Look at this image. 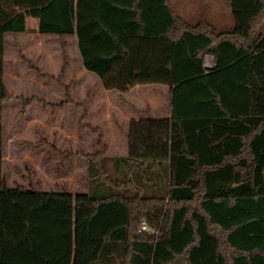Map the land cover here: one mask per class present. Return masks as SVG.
<instances>
[{
	"label": "trees",
	"instance_id": "16d2710c",
	"mask_svg": "<svg viewBox=\"0 0 264 264\" xmlns=\"http://www.w3.org/2000/svg\"><path fill=\"white\" fill-rule=\"evenodd\" d=\"M234 26L191 24L171 0H0V264L6 35L75 36L85 67L108 90L170 87V118L132 119L129 154L99 142L87 162L88 264H264V0H231ZM214 64L205 66V55ZM21 59L33 65L24 56ZM40 97L23 102L22 113ZM84 103L68 98L60 104ZM92 132L98 129L92 126ZM68 152H66L67 154ZM112 163V164H111ZM153 232H140L142 221Z\"/></svg>",
	"mask_w": 264,
	"mask_h": 264
},
{
	"label": "rangeland",
	"instance_id": "374dc122",
	"mask_svg": "<svg viewBox=\"0 0 264 264\" xmlns=\"http://www.w3.org/2000/svg\"><path fill=\"white\" fill-rule=\"evenodd\" d=\"M202 1L191 0L187 4L184 17L189 22L206 18L212 21L206 10L211 0L204 4ZM223 3L230 5L231 0ZM225 17L227 27L225 30L217 27L218 31L233 28L231 11ZM28 20L31 25L34 19ZM31 64L33 69L28 70L42 78L41 70ZM213 64V55L206 54L205 65ZM21 79L25 82L24 77ZM10 93L14 98L4 109L3 175L9 187L16 190L4 198L2 264H88L97 258L101 243L87 238L83 207L76 206L86 198L87 165L85 158L75 153L94 154L100 150L99 142L106 144L104 131L95 126L98 131L90 130L92 138L74 137L76 123L71 122V117L65 123L69 132L62 131V124L57 121L60 108L55 103L46 106L34 101L22 113L23 102L38 96H30L24 90ZM69 114L72 116V112ZM82 122L79 128L85 129Z\"/></svg>",
	"mask_w": 264,
	"mask_h": 264
},
{
	"label": "crops",
	"instance_id": "0c3cea01",
	"mask_svg": "<svg viewBox=\"0 0 264 264\" xmlns=\"http://www.w3.org/2000/svg\"><path fill=\"white\" fill-rule=\"evenodd\" d=\"M171 1L175 10L189 22L184 17V12L185 10L187 12L186 7L187 4L191 3V0ZM222 1L211 0V3H208L206 10L208 15L213 17L212 21L206 18L195 23H189L207 22L214 27L216 32H225L218 31L217 27L226 29L228 21L225 14L229 15L232 9L231 4H221ZM205 2L206 0H203L202 4ZM176 6H179L183 15ZM28 18L26 32L9 33L5 37L7 42L4 53L6 62L5 84L10 92L28 91L30 96H38L49 103L60 104L68 98L84 103L88 111L87 119H84L85 109L75 104H67L58 109L57 121L62 124V131L69 132V125H65V123L70 122L71 117V122L76 123L75 133L72 129L74 137L78 136L80 139L93 137L90 128H79L82 121L85 126L101 127L104 131L105 143L109 147L108 155L124 157L129 154L127 136L132 119H141L147 116L152 118L171 117V90L169 86L150 83L135 85L126 92L108 90L103 86L98 75L85 67L75 36H63L61 38L56 35H44L39 32L38 19L30 17L34 20L29 25ZM21 56L33 62L44 76L39 78L35 71H29L28 64L21 59ZM22 77L25 78V82L21 79ZM70 112H72V116H70ZM90 153L92 154V152ZM85 186L84 193L86 196L88 182Z\"/></svg>",
	"mask_w": 264,
	"mask_h": 264
},
{
	"label": "built area",
	"instance_id": "2783aa9c",
	"mask_svg": "<svg viewBox=\"0 0 264 264\" xmlns=\"http://www.w3.org/2000/svg\"><path fill=\"white\" fill-rule=\"evenodd\" d=\"M210 66H212V65H210ZM210 66H207V67H210ZM139 231L140 232H153L152 228L150 227V225L145 220L142 221L141 226L139 228Z\"/></svg>",
	"mask_w": 264,
	"mask_h": 264
}]
</instances>
